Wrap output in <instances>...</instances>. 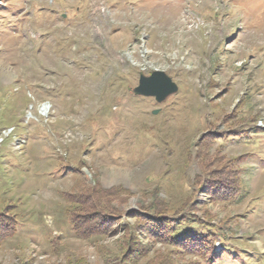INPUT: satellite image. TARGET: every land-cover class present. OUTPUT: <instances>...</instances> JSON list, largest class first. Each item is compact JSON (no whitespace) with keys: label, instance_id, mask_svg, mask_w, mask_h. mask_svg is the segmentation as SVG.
Masks as SVG:
<instances>
[{"label":"rangeland","instance_id":"obj_1","mask_svg":"<svg viewBox=\"0 0 264 264\" xmlns=\"http://www.w3.org/2000/svg\"><path fill=\"white\" fill-rule=\"evenodd\" d=\"M154 71L178 87L162 104L132 93ZM92 192L117 225L154 205L213 227L215 264H264V0H0V213L17 221L0 264H129L126 231L75 236L66 197ZM135 242V264L200 263Z\"/></svg>","mask_w":264,"mask_h":264},{"label":"trees","instance_id":"obj_2","mask_svg":"<svg viewBox=\"0 0 264 264\" xmlns=\"http://www.w3.org/2000/svg\"><path fill=\"white\" fill-rule=\"evenodd\" d=\"M218 186L219 184L212 183L209 189L224 196L227 188L230 189L227 194L232 195L231 191L234 187L230 188L222 184L223 188L220 190ZM221 191L225 193L223 194ZM96 194L97 192H92L86 196L84 195L81 199L80 196L68 195L66 197L71 205H75V208L70 209L68 212L69 222L73 227L74 234L78 238L88 239L89 237L105 235L107 232L126 231L127 252L125 257L129 259V264L137 263V260H141L146 253L141 243H134L136 235H140L147 241L160 242L169 246L172 248L173 253L178 252V254L195 257L200 262L198 264L202 262L204 264H215L217 259L224 253L215 252L216 237L212 233L213 227H206L194 217L180 215V213L170 210L155 211L154 205L150 207L140 205L137 211L127 214V218L135 219L136 223L132 227L126 224L124 225L126 227H123L122 224L117 225L119 222L113 219L116 210L103 205L95 197ZM229 196L227 195L226 198H229ZM16 226L17 221L15 219L11 221L0 213V245L8 238L15 236ZM132 242L134 246L131 247ZM148 264H151V262Z\"/></svg>","mask_w":264,"mask_h":264},{"label":"water","instance_id":"obj_3","mask_svg":"<svg viewBox=\"0 0 264 264\" xmlns=\"http://www.w3.org/2000/svg\"><path fill=\"white\" fill-rule=\"evenodd\" d=\"M178 87L163 72L154 71L150 76H140L138 85L132 90L133 95L153 98L157 104H162L168 97L175 95ZM158 111L152 114L156 115Z\"/></svg>","mask_w":264,"mask_h":264}]
</instances>
